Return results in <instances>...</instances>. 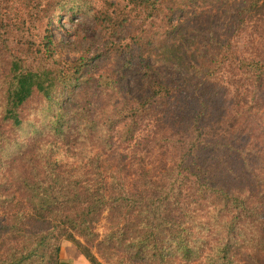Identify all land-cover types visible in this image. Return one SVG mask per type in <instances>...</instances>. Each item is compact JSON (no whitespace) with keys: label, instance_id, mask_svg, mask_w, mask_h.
Here are the masks:
<instances>
[{"label":"trees","instance_id":"1","mask_svg":"<svg viewBox=\"0 0 264 264\" xmlns=\"http://www.w3.org/2000/svg\"><path fill=\"white\" fill-rule=\"evenodd\" d=\"M190 2L127 0V10L118 11L111 20L115 30L126 29L127 44L134 47L133 61L132 51L124 50L130 56V64L124 67H134L139 73L134 131L138 119L153 117L159 105L169 99L168 87L150 72L147 56L156 35L170 33V20ZM14 4L17 7L19 0H0V13H12L9 5ZM262 11L264 0H241L235 14L245 22ZM21 13L19 20L25 22L26 14ZM96 19L100 23L107 20L103 15ZM158 19L159 23L154 24ZM3 26L0 22V153L19 146L8 130H21L27 121L25 108L31 96L37 92L44 101L53 102L54 86L77 83L79 70L77 66L62 67L55 62L48 24L37 48L17 38L14 53L11 40L2 36ZM242 68L253 77V85L246 82V86H239L247 98L238 103L227 92L212 90L214 84H195L193 106L187 114L178 118L171 115L168 135L158 138L160 144L158 139L154 142L162 148L170 145L173 150L171 165L162 166L163 181L151 180L140 166L136 172L139 183L131 184V188L122 184L116 195H111L113 188L109 185L106 192L103 185L66 181L72 172L61 168L52 174L58 182L46 186L25 181L41 174L24 170L16 186L27 197L17 204L8 196L6 184L0 182V264H70V260L60 258L58 241L67 227H74L71 216L75 211L79 220L77 234L107 263L106 249L124 251L125 246L134 244V255L127 252L119 256V262L128 264L134 257V264H264L257 259L264 257V185L260 184L264 182V170L256 172L247 167L244 180L243 172L235 168L243 166L246 172L245 163L250 158H264V121L256 118L257 109L264 113V108L259 107L263 102L264 62L243 61ZM213 99L219 100L220 111L211 108ZM86 113L90 119L94 117L89 108ZM167 113L161 112L156 119L161 121ZM56 122L55 132L61 134L66 120L58 113ZM103 124L104 136L108 137L111 124ZM4 161V167L25 162L17 154L7 155ZM58 209L65 210V214ZM103 213L106 232L100 239L95 223ZM241 247L246 253L243 251L240 257L247 258L242 263L237 257ZM80 252L89 264H102L92 251Z\"/></svg>","mask_w":264,"mask_h":264},{"label":"rangeland","instance_id":"2","mask_svg":"<svg viewBox=\"0 0 264 264\" xmlns=\"http://www.w3.org/2000/svg\"><path fill=\"white\" fill-rule=\"evenodd\" d=\"M19 2L17 7L9 5L12 13H0V22L4 24L2 36L11 40L12 53L18 48L17 38L37 48L48 24L54 43L55 62L62 67L77 66L79 70L77 83H70L67 87L64 84L54 86L53 102H46L39 93H34L26 105L27 121L21 130H8L19 146L0 153V182L6 184V192L15 203L27 197L16 186L24 170L41 174L25 181L46 186L56 181L52 174L61 168L72 172L71 178L66 181L103 185L106 192L109 185L113 188L111 195H116L122 184L127 188L138 184L136 172L140 166L151 180L163 181L165 170L162 166L171 165L169 160H172L173 150L170 145L162 148L154 142L168 135L172 114L177 118L186 115L193 106L192 87L195 84L199 87L214 84L212 90L218 88L227 92V96L239 103L242 98H247L246 92L239 86H246V82L253 85V77L242 68V62L254 59L264 62V11L251 21L242 22L235 14L241 0H192L177 10L170 20L173 30L167 34L158 33L153 41L147 56L150 72L168 87L169 99L159 105L153 117L138 119L134 131L139 73L134 71V67H124V64L127 67L130 64L127 61L130 56L124 50L132 51L133 61L134 47L127 44L126 29L115 30L111 23L118 11L127 10V0ZM23 3L28 6L27 9H24ZM21 12L26 14L25 22L19 20ZM98 15L106 16L107 20L100 23L96 19ZM130 20L134 25L132 10ZM262 96L260 108H264V93ZM218 105L219 100L216 99L210 103L211 108L220 111ZM86 108L94 115L92 119L87 116ZM163 111L168 113L161 117V121L157 120L156 116ZM58 113L66 120L61 134L55 132ZM87 118L92 121L86 122ZM256 118L258 122L264 121L261 109H257ZM102 122L111 124L108 137L104 136L106 125ZM92 124L96 127L91 128ZM232 139L234 141L235 137ZM158 142L160 144L159 139ZM9 154L21 156L26 163L17 161L4 167V159ZM262 160L259 157L250 158L245 163L246 172L243 166L235 165V168L243 172L246 180L247 167L256 172L264 170V158ZM260 184L264 185V182ZM70 193L73 192L70 190ZM59 211L65 214V210ZM103 215L95 223V232L99 236L106 232ZM71 217L74 227H67L65 234L59 238L60 251L62 244L70 243L79 251L86 249L95 253L94 248H87L84 239L77 234V211ZM65 251L69 248L66 247ZM243 251L246 253L241 247L237 254L239 260L241 258L240 263L247 259L240 257ZM127 252L134 255V244L125 246L124 251L106 249L109 263L98 253L95 256L102 264H122L119 256H125ZM257 259L264 261V257L257 256ZM128 264H134V257Z\"/></svg>","mask_w":264,"mask_h":264},{"label":"crops","instance_id":"3","mask_svg":"<svg viewBox=\"0 0 264 264\" xmlns=\"http://www.w3.org/2000/svg\"><path fill=\"white\" fill-rule=\"evenodd\" d=\"M68 247L69 251H65V248ZM73 244H62L61 251H60V258L62 260H70V264H87L82 257L80 251L75 247Z\"/></svg>","mask_w":264,"mask_h":264}]
</instances>
